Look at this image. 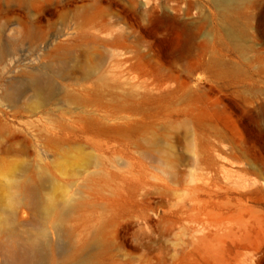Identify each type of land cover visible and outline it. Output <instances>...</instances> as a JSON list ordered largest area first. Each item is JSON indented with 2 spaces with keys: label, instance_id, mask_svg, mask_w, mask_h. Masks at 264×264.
Listing matches in <instances>:
<instances>
[{
  "label": "rangeland",
  "instance_id": "rangeland-1",
  "mask_svg": "<svg viewBox=\"0 0 264 264\" xmlns=\"http://www.w3.org/2000/svg\"><path fill=\"white\" fill-rule=\"evenodd\" d=\"M77 13L95 26L84 38ZM247 20L237 44L211 0H0V209L30 219L11 204L5 165L47 166L67 198L96 204L70 221L80 242L100 231L95 264H264V0ZM245 22L239 15L236 28ZM32 74L56 91L54 104L38 106L31 92L6 101L5 89L22 92ZM131 95L142 111L137 128L157 127L174 178L153 172L141 145L130 148L139 130L121 117ZM65 111L81 120L70 121L65 140L75 154L58 160L44 139H65L52 129ZM103 113L114 118L100 132L87 115ZM83 155L94 173L80 178L96 180L79 189L68 174ZM132 166L171 191L162 183L143 194L130 183Z\"/></svg>",
  "mask_w": 264,
  "mask_h": 264
},
{
  "label": "bare ground",
  "instance_id": "bare-ground-1",
  "mask_svg": "<svg viewBox=\"0 0 264 264\" xmlns=\"http://www.w3.org/2000/svg\"><path fill=\"white\" fill-rule=\"evenodd\" d=\"M26 1L30 2L32 0ZM211 1L220 12L223 26L226 28L228 36L233 42L240 44V40L244 37L247 38L248 35L249 24L247 17L249 16L250 8L261 0ZM239 15L247 21L242 29H237L235 26V18ZM76 18L79 19V22L76 25L75 34L76 36L79 35V38H84L88 28L95 27L94 23L89 19L82 21L81 13H77ZM102 28L107 29L106 26ZM111 44L118 46L121 44V38L117 37L112 40ZM111 52L114 54L116 51L111 50ZM27 92H31L32 98L35 99V103L38 106H44L48 103L54 104L55 99L53 98L56 91L49 88L48 82L36 74L30 76L22 92H17L11 88L5 89L4 98L9 103L15 104L19 101L20 93ZM64 98L67 99V95ZM68 98L71 101L76 100L74 97L68 96ZM128 103V113L121 118L127 121L126 123L129 125L131 133L138 132L137 126L139 122L135 121L142 120V114L140 113L142 111L136 109L138 104L137 97L129 96ZM75 116L73 112L65 111L60 116V121L52 126L53 130L64 131L65 139L62 135L56 134L45 136L44 142L47 146H52L58 160H65L75 154L69 143L65 141L68 138V134L70 135L73 130L70 121L72 120V122L78 124L81 120V116H78L77 120L74 119ZM87 116L90 125L94 127L105 124L114 118L113 115L107 113H103L101 115L102 118L90 114ZM99 128H101V132L103 127L99 126ZM138 134V141L130 138V148L135 149L133 147L134 144L141 145L139 150H135L143 160H148L152 164V171L155 172L157 170L160 173H165L167 177L174 178L177 169H175V172L173 166L168 168L164 161L163 153L157 148V127L147 126L144 130H139ZM77 159L79 164L76 170L73 168L68 175L74 179H79V189H82L88 187L96 180V178L86 179L88 184L86 185L85 179L80 178L83 174L89 173L91 175L94 173L91 172L94 167V161L90 155L79 156ZM58 160L52 161L53 168H57L55 163ZM3 172L4 175L8 174L11 176L4 183V186L10 192L12 191L11 204L27 209L30 215V219L24 222L15 217L16 213L11 208L0 209L1 213H6L5 217L0 215V252L6 264H95L96 251L102 250L105 246L98 236L100 231L96 230L94 236L91 233L89 241L80 242L77 239L78 234L70 224V221L75 213L84 215L85 212L90 213V210H95L96 204L88 197L79 194H77L76 198H67L59 190V180L47 166L37 165L34 170H29L26 166L10 167L5 165ZM165 174L163 175L165 176ZM129 178L131 185L136 186L143 194L149 187H154L158 191L162 183L166 185L165 192L171 191L167 182L160 179L158 175H153V173L150 174V177L148 175H140L135 172L133 166L129 169ZM148 178L153 179L155 182H151ZM41 182L47 183L48 186L40 190Z\"/></svg>",
  "mask_w": 264,
  "mask_h": 264
}]
</instances>
